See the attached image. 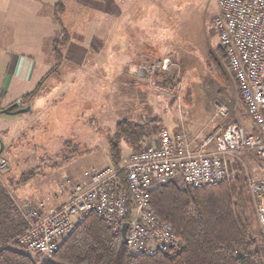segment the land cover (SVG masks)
<instances>
[{
	"label": "rangeland",
	"instance_id": "374dc122",
	"mask_svg": "<svg viewBox=\"0 0 264 264\" xmlns=\"http://www.w3.org/2000/svg\"><path fill=\"white\" fill-rule=\"evenodd\" d=\"M115 3L105 0L107 15L101 16L100 26L72 23L73 41L59 48V64L55 66L53 56L44 59L52 70L50 78L24 103L29 111L0 114V158L6 161L0 168V186L10 194L19 214L39 203L32 198L42 194L53 174L62 179L77 166L82 176L89 169L111 168L106 135L121 119L150 124L149 138L139 149L156 141L162 128L183 126L192 137L212 134L231 123L250 128L237 82L213 28L218 0H149V9H131V0H124L122 34L121 27H115ZM83 4L96 9L91 0ZM136 15L138 47L130 26ZM77 49L84 54L72 52ZM164 60L165 69L146 70L147 65L160 66ZM141 68L144 75L139 74ZM137 150L124 144L122 158ZM241 159L242 163L231 162L224 179L243 180L251 199L247 177L264 179V158L245 153ZM50 172L52 176L46 177ZM75 177L69 183L63 181V187L81 178ZM173 182L184 187L180 181Z\"/></svg>",
	"mask_w": 264,
	"mask_h": 264
},
{
	"label": "built area",
	"instance_id": "2783aa9c",
	"mask_svg": "<svg viewBox=\"0 0 264 264\" xmlns=\"http://www.w3.org/2000/svg\"><path fill=\"white\" fill-rule=\"evenodd\" d=\"M218 4L213 28L237 82L249 130L228 124L194 149L184 131L173 135L162 129L156 141L130 153L119 169L84 171L79 181L69 184L67 200L59 206L47 213L42 203L20 210L25 227L13 241L24 252L52 256L90 214L98 215L114 235H121V225L127 221L123 241L132 254L165 251L179 241L171 225L151 207L150 192L156 185L180 181L184 187L202 188L226 178L231 162L242 163L245 153L264 158V0H218ZM155 66L165 69L167 61L149 71ZM5 165L1 157L0 168ZM247 188L264 241V179L247 177ZM128 204L130 218L125 220Z\"/></svg>",
	"mask_w": 264,
	"mask_h": 264
},
{
	"label": "trees",
	"instance_id": "16d2710c",
	"mask_svg": "<svg viewBox=\"0 0 264 264\" xmlns=\"http://www.w3.org/2000/svg\"><path fill=\"white\" fill-rule=\"evenodd\" d=\"M57 4L60 10L61 0ZM68 41L63 30L53 40L55 66L62 58L59 48ZM40 84L22 100L32 97ZM148 124L129 119L116 122L106 135L111 168L121 167L124 144L135 150L142 147L149 138ZM120 181L126 189L121 175ZM150 204L171 225L177 245L152 255L132 254L121 235L112 234L98 215L90 214L49 259L40 260L16 248L13 239L24 229L25 220L0 186V264H264V241L243 180L233 177L202 188L161 182L150 192ZM130 208L128 204L125 220L130 218Z\"/></svg>",
	"mask_w": 264,
	"mask_h": 264
},
{
	"label": "crops",
	"instance_id": "0c3cea01",
	"mask_svg": "<svg viewBox=\"0 0 264 264\" xmlns=\"http://www.w3.org/2000/svg\"><path fill=\"white\" fill-rule=\"evenodd\" d=\"M91 1L95 4L96 9H86L84 4L82 5L83 0H61L60 10H56L58 9V0H0V110L15 102H18L16 109L24 108V103L31 97L24 100L22 98L38 87L39 83L41 86L38 89H42L43 84L50 78L48 75L51 72L44 59L49 56L54 57L52 42L62 34V30L69 37V44L64 47L67 48L73 41L70 30L72 23L82 26L95 22L96 25H101V16L105 19L107 15L105 0H103V9H100V0ZM148 1L131 0V9H149ZM123 4L124 0H116L114 9L115 27L116 30L121 27V34L124 9H127ZM138 19V15L134 16L130 24L131 37L137 42V47L139 39H136L135 36L138 31ZM72 52L84 54L79 49L72 50ZM152 65L154 63L147 65L146 70H150ZM142 68L145 69V67ZM15 110L12 109L13 115L18 114L14 112ZM149 126L150 124H148V128ZM162 129H166L173 135L184 131L194 149L199 148L203 139L211 134L205 136L198 134L192 137L183 126L178 130L174 128ZM213 146L214 143H211L209 148ZM123 161L124 159H122ZM77 167L79 168V166ZM76 168L70 169L72 170L70 171L71 175L64 176L66 178L62 179L54 174L52 176L50 172L51 175L46 176H52L51 179H48L50 183L43 187L42 194H35L33 198L32 195H29L30 198L37 199L39 203L43 204V213H47L67 200L68 186L64 185L66 188L63 187L62 182L74 180L72 178L75 176V179H79L82 176V169L79 172V169ZM78 172L79 174L75 175Z\"/></svg>",
	"mask_w": 264,
	"mask_h": 264
},
{
	"label": "water",
	"instance_id": "95a60500",
	"mask_svg": "<svg viewBox=\"0 0 264 264\" xmlns=\"http://www.w3.org/2000/svg\"><path fill=\"white\" fill-rule=\"evenodd\" d=\"M139 74L140 75H144L145 73L142 72V68L139 70ZM18 105V102H15L11 105H9L8 107H6L5 109L0 110V113H13L12 109ZM29 110V106H26L24 108H20V109H16L14 112L17 113H22V112H27ZM1 150V149H0ZM128 226V222L124 221L121 225V238L124 239L125 233H126V229Z\"/></svg>",
	"mask_w": 264,
	"mask_h": 264
}]
</instances>
